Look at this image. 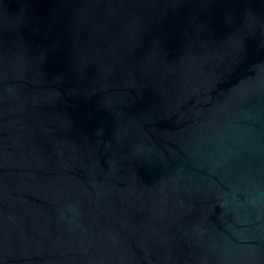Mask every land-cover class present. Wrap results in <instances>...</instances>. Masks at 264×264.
<instances>
[{
	"label": "water",
	"instance_id": "1",
	"mask_svg": "<svg viewBox=\"0 0 264 264\" xmlns=\"http://www.w3.org/2000/svg\"><path fill=\"white\" fill-rule=\"evenodd\" d=\"M0 264H264V0H0Z\"/></svg>",
	"mask_w": 264,
	"mask_h": 264
}]
</instances>
